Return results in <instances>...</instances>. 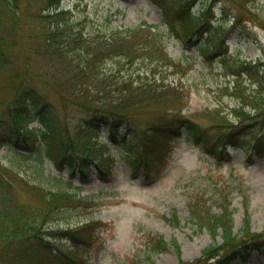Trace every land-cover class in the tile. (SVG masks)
Here are the masks:
<instances>
[{
	"label": "rangeland",
	"instance_id": "obj_1",
	"mask_svg": "<svg viewBox=\"0 0 264 264\" xmlns=\"http://www.w3.org/2000/svg\"><path fill=\"white\" fill-rule=\"evenodd\" d=\"M18 4L22 14L27 6L31 13L44 12L47 3L19 0ZM205 5L209 12L202 16L207 15L208 31L191 34L195 26L170 10L168 19L161 21L151 0H61V7L71 13L70 24L85 36L83 43L102 46L100 51L94 48L88 63L90 77L82 82L96 99L114 102L131 116L135 132L129 130L124 136L131 151L105 145L102 152L111 156L102 161L104 169L92 165L88 176L81 177L43 155L39 165L35 153L20 154L13 147L0 146V166L48 187L56 185L53 176L59 175L83 198L46 224L51 230L46 233L49 248L3 264H177L180 258L194 262L212 238L205 228L197 229L192 210L219 212L229 202L237 232L243 192L249 197L251 229L264 231V153L246 154L252 149L251 135L264 133V105L254 107L258 90L238 69L243 61L264 58V0H195L188 12L192 19ZM21 16L25 25L18 32L20 42L11 49L15 69L25 86L35 88L51 106L58 131L75 134L86 114L71 103L69 88L62 90L53 77L63 79L61 70L70 69L68 62L52 54L37 35L44 22L28 12ZM109 38L112 42L102 43ZM78 55L74 51L71 56ZM11 74L8 70L0 74V116L12 95ZM179 117L197 121L210 140L236 129V146L216 160L180 132L165 139L159 160L144 164L134 155L143 132ZM27 125L42 126L34 118ZM101 134L99 140L108 144L105 131ZM16 190L18 201L34 203L26 185L20 183ZM89 220L92 224L78 232L83 241L65 233V222L74 227ZM159 236L167 246L154 249ZM216 240L221 242L219 236ZM172 242L179 245L180 253ZM211 260L201 264H216ZM227 264H264V246L245 261Z\"/></svg>",
	"mask_w": 264,
	"mask_h": 264
},
{
	"label": "trees",
	"instance_id": "obj_2",
	"mask_svg": "<svg viewBox=\"0 0 264 264\" xmlns=\"http://www.w3.org/2000/svg\"><path fill=\"white\" fill-rule=\"evenodd\" d=\"M152 1L160 8L163 20L168 19L170 10L174 17L186 21L190 26H195L191 32L208 31L206 16H202L204 12L195 19H192L193 17L188 13L193 0ZM18 3L19 0H0V74L5 70L11 71L14 77L13 82H15L11 87V98L1 113L3 115L0 116V146L13 147L20 154L35 153L38 155L39 165L42 155L46 156L57 166L66 165L69 174L77 173L81 177H86L93 162L96 167L103 169L105 166L102 161L105 157H110V154L103 155L101 150L106 144L98 140L101 135L100 129H105L110 144L116 143L124 147L127 153L131 151V147H126L124 144V136L129 130L135 132L132 118L114 102L96 99L90 86L82 82L90 77L88 63L92 60L90 58L94 48L100 51L102 46L97 43H83L85 36L80 29L74 30L69 22L71 16L69 10L60 7V0H46L44 12L40 9L31 13L27 6L23 13L28 12L36 20L45 23L42 27L40 26L37 35L41 36L52 54H57L60 59L64 58L70 67V69L61 70L63 79L56 75L53 77L57 79L60 86H63L62 90L69 88L72 95L71 103L81 107L86 114L75 134L64 135L58 131L51 106L35 88L25 86L13 63L11 49L20 42L18 32L25 25L21 16L23 13L20 14L18 11ZM208 11L209 7L205 13ZM248 13L252 14L251 11ZM202 18L205 19L201 20ZM237 21L236 17L235 23ZM109 41L112 42V38L102 43L109 44ZM74 51L80 57L78 55V58L74 59L71 56ZM238 69H242V72L247 74L254 83V89L258 90L253 102L255 108H260L264 105V59L243 61ZM32 118L39 120L42 126H28L27 122ZM236 131L232 128L217 136L216 139L210 140L207 131L200 127L198 122L188 117H179L163 120L149 131L143 132L139 147L136 143L131 145L134 148L138 147L134 155L144 164H148L161 158L158 151L167 137L183 132L188 138L199 143L204 153L221 158L229 144L236 145L233 136ZM251 136L252 152L262 156L264 133ZM246 154L249 156L248 151ZM11 169L8 166H0V264H3L4 260L8 262L11 259L31 258L37 255V250L43 251L49 248L52 244L50 238L46 237V233L51 230L46 224L64 208L83 200L71 189L70 182L63 181L59 177H53L56 185L48 187L30 182L29 179ZM20 183L28 187L34 198L33 204L18 201L16 188ZM248 201V193L243 192L242 227L239 233L233 232V217L229 202L221 206L219 213L210 212V209H205L203 212L193 209L191 220L198 229L205 227L209 231L212 242L201 250L200 257L194 262L180 259L178 264H201L211 258L217 264H224L236 258L247 259L252 250H257L264 245V231L255 232L250 228ZM91 224L92 222H85L76 224L72 228L67 225L65 233L68 232L78 242L82 238L78 232ZM217 234L221 236L220 243L216 241ZM153 245L156 249L166 247L161 237H158ZM174 246L179 252V246L176 243ZM52 256L62 261L56 254L52 253Z\"/></svg>",
	"mask_w": 264,
	"mask_h": 264
}]
</instances>
